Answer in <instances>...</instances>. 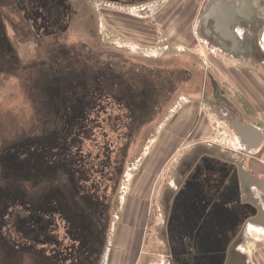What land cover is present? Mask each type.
<instances>
[{"label":"flooded vegetation","instance_id":"obj_1","mask_svg":"<svg viewBox=\"0 0 264 264\" xmlns=\"http://www.w3.org/2000/svg\"><path fill=\"white\" fill-rule=\"evenodd\" d=\"M14 1L0 0L1 74L18 75L23 69L13 45L16 32L10 26L18 21L10 20L7 12ZM114 1L132 6L141 0ZM16 5L22 13L19 22L31 23L33 33L45 38L41 49L44 53L46 47L49 49V67L34 82H28L33 102L39 106L37 112L55 111L65 117L49 119L47 129L30 126L22 131L20 141L1 146L0 264H104L110 203L105 200L107 197H97L79 183L71 146L78 135L87 136V109L100 105L99 93L111 92V97L126 104L129 127L143 139L172 103V111L180 108L175 112L177 116L182 111L181 102H173L176 96L181 97L180 92L192 97L202 93L204 113L213 111L222 121H229L219 99L221 94L208 81L201 86L198 68L179 67L177 61L161 68L129 60V68L120 73L113 62L88 58L84 49L71 46L72 43H67L68 50L60 49L61 44L54 42L71 32L69 0H16ZM244 30L239 53L253 58L262 56L255 28L244 26ZM227 44L233 45L230 39ZM217 46L220 47L218 43ZM152 77L153 84H158H152ZM187 104L200 103L194 100ZM195 128L193 125L187 136L192 142L156 185L160 220L154 233L157 241L135 264H255L249 255L248 237L253 236L252 227L264 230V178L247 166L242 153L245 146L240 140V156L231 158L227 154L231 148L225 140L215 142L210 134L194 135ZM36 130L40 136L33 135ZM31 133L33 137L29 136ZM130 148L126 149L127 154ZM219 151L225 155L222 157ZM18 204L26 211L18 214L22 242L11 241L3 233L7 218L13 216L12 208ZM60 222L63 237L59 235ZM29 251L33 252L31 257L24 254Z\"/></svg>","mask_w":264,"mask_h":264},{"label":"rangeland","instance_id":"obj_2","mask_svg":"<svg viewBox=\"0 0 264 264\" xmlns=\"http://www.w3.org/2000/svg\"><path fill=\"white\" fill-rule=\"evenodd\" d=\"M122 2L69 0L72 4L68 21L71 32L62 34L54 44H61L60 49L68 50V44L72 43L71 46L84 49L88 58L109 61L110 64L113 62L120 73L123 68H129V63H126L129 60L149 67H171L172 62L177 61L179 67L198 68L201 86L206 81L213 87L215 85L221 94L219 99L229 103L228 90L210 70L216 64L213 52L204 44H193L191 30L194 17L186 23L185 30L182 29L184 15L192 9L196 10L198 0H141L132 6ZM7 12L10 20L18 21V24L13 22L10 26H14L13 31L16 32L13 45L21 57L20 66L23 69L18 75L14 72L0 73V150L2 145L20 141L18 138L22 131H27L30 126L47 129L50 126L49 119L65 117L56 115L55 111L37 112L39 106L33 102L28 82H34L50 64L49 49L46 47L45 53L41 49L45 38L42 40L33 33L31 23L19 22L22 13L18 10L16 0L13 8L7 9ZM183 32L187 33L185 40L179 38L181 35L178 33ZM154 80L152 77V84ZM99 94L100 105L87 109V136L78 135L77 141L71 145L72 153H75L74 168L79 170L76 176L79 183L87 187L89 193L104 199L107 197L105 200L110 203L108 249L104 264H113L115 261H118L117 264H135L139 256H145L149 247L157 241L154 233L160 220L159 189L156 185L183 152V148L192 142L191 138H187L192 126L196 127L194 135L210 134L213 141L225 140L231 149L239 147V138L230 123H225L216 114L214 117L203 114L201 121L186 119L180 113L178 116L175 113L180 108L172 111V103L162 114L161 122L153 123L142 139L141 134L136 137L129 127L131 122L126 104L111 97V92ZM180 95L173 102L179 100L181 105H186L189 101L203 100L202 93L195 97L186 95V92H180ZM134 126H137L135 122ZM130 133H133L131 137ZM33 135L40 136L37 130ZM33 135L29 134L30 137ZM129 148L130 154H127ZM257 156H249L248 159L256 161L254 159ZM259 167L264 176V167L261 164ZM12 210L13 216L7 218L3 233L9 235L11 241L22 242L23 237L17 227L18 214L24 215L26 211L21 204ZM60 225L59 235L63 237V223L60 222ZM252 229L253 236L248 237L249 255L255 264H264V230L257 227ZM24 254L31 257L33 252Z\"/></svg>","mask_w":264,"mask_h":264},{"label":"crops","instance_id":"obj_3","mask_svg":"<svg viewBox=\"0 0 264 264\" xmlns=\"http://www.w3.org/2000/svg\"><path fill=\"white\" fill-rule=\"evenodd\" d=\"M198 4L199 6H197L196 10L192 9L193 11H190V13L186 12L184 15L182 29L185 30L186 23L189 22L191 17L192 19L194 17L193 29L191 30L194 40L193 44H204L213 52L216 64H213L210 70L225 85V88L229 92V103H227L228 101L222 100L221 104L224 106L222 109L226 111L228 115L226 117L229 119L225 123H230L231 129L234 131L232 121L235 117H238L245 122L253 124L256 128L264 132V0H198ZM214 4L215 7L212 11L213 17L225 21V24L219 28L226 31L227 35L231 36L227 29H233V33L237 35L238 39H241L245 35L244 26L247 28H255L257 42L262 56L258 55L255 58L243 56L239 51L229 53L217 46L215 39L207 35L205 28L202 26V21L200 22L202 13L205 10L208 11V8ZM195 12L196 15L193 16ZM234 18L235 22L231 25L230 22ZM247 21H252L253 23ZM213 24L214 21H211L210 26H213ZM178 34L181 35L179 36L181 40H185L187 36L186 32ZM181 40L178 41L180 42ZM221 76H223L222 79ZM198 102L200 104L197 106L183 104L180 115L186 119L194 118L195 121H201L203 114L206 117H209V115L214 117L216 114L218 117V114L213 111L204 113L205 107L200 100ZM237 151H239L237 148L231 149L227 154L233 158L239 155ZM242 153H244L243 157L246 158L247 166L258 176L264 178L262 169L259 167V161L256 158L254 160L257 163L252 158L249 160L248 158L250 157L245 151H242ZM219 154L222 157L225 155L222 151H219Z\"/></svg>","mask_w":264,"mask_h":264},{"label":"water","instance_id":"obj_4","mask_svg":"<svg viewBox=\"0 0 264 264\" xmlns=\"http://www.w3.org/2000/svg\"><path fill=\"white\" fill-rule=\"evenodd\" d=\"M215 4L208 8V11L202 16V26L208 36L214 37L215 41L219 46L231 53L239 51L240 41L236 34L233 33V29L228 30L231 36L227 35L226 31L219 28L221 25L225 24V21H221L219 18L213 17V9ZM214 21L213 26H210V22ZM235 22V18L231 20V25ZM231 40L233 45L229 46L227 44L228 40ZM232 126L234 131L237 133L241 143L245 146V153L250 157L257 156V151L262 146L264 142V132L256 128L253 124L245 122L238 117H235L232 121Z\"/></svg>","mask_w":264,"mask_h":264},{"label":"built area","instance_id":"obj_5","mask_svg":"<svg viewBox=\"0 0 264 264\" xmlns=\"http://www.w3.org/2000/svg\"><path fill=\"white\" fill-rule=\"evenodd\" d=\"M210 1V0H208ZM257 160L260 162V164L264 167V142L262 146L257 151Z\"/></svg>","mask_w":264,"mask_h":264},{"label":"bare ground","instance_id":"obj_6","mask_svg":"<svg viewBox=\"0 0 264 264\" xmlns=\"http://www.w3.org/2000/svg\"><path fill=\"white\" fill-rule=\"evenodd\" d=\"M232 7V6H231ZM234 7V6H233Z\"/></svg>","mask_w":264,"mask_h":264}]
</instances>
